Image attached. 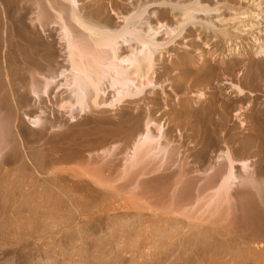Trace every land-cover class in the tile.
<instances>
[{"label":"rangeland","instance_id":"rangeland-1","mask_svg":"<svg viewBox=\"0 0 264 264\" xmlns=\"http://www.w3.org/2000/svg\"><path fill=\"white\" fill-rule=\"evenodd\" d=\"M75 1L82 18L111 27L122 26L124 16L147 4L138 23L148 20L153 26L157 18L163 23L155 34L160 43L153 47L151 75L158 86L146 85L140 96L117 108H102L70 121L59 105L71 100L65 82H69L73 71L56 23L61 13L62 21L69 24L59 8L67 9L69 3L0 0V124L7 137L4 152L0 153V264H264V202L253 194L255 191H248V199L262 211L246 213L247 217L241 218L246 217L243 223L237 216L238 200L234 196L228 197V208L201 222L192 219L190 207L195 194L200 199L205 194L202 198L207 199L225 171L226 162L218 159L223 150L235 160L236 173L237 161L247 160L254 178L264 179V53L254 52L257 43H264V0H199L210 10L198 17L208 19L213 29L189 25L168 43H161L166 27L174 26L179 17L178 12L171 11V3L192 0ZM213 6L216 10H211ZM43 12L50 15L44 27L38 23ZM222 29L228 33L226 40ZM133 46L137 45L124 44L122 54L130 53ZM228 46L236 49L229 56ZM50 79L49 96L34 99L31 89ZM230 82L244 89L245 94L235 96L233 89L229 91ZM200 92L206 96L197 100ZM112 93L110 90L108 96ZM146 109H150L154 120L152 129L158 123L164 126L167 138L160 141L175 149L174 164L164 170L166 173L146 171L143 176L135 171L139 173H128L131 179L125 175L120 181L123 155L135 138L130 134L134 122H113L123 128L112 124L116 131L107 133L111 123L88 122V117L115 120L126 117V112ZM238 109L243 112L239 114ZM36 115L43 121L42 128L28 119ZM94 130L104 135L112 133L113 137L102 146L91 145ZM78 145L85 148L81 158L75 153ZM110 145H118L119 150L106 156L101 149L109 151ZM99 164H103L100 173L96 171ZM97 173L108 179H104L103 189L107 186L111 190L116 185L114 199L104 195L94 203L85 199L87 184L94 183ZM162 173L171 181L164 205L159 206L160 210H147L154 195L141 185L148 188L146 184ZM137 180L142 195L147 192L152 198L133 195L138 191V185L136 191L134 188ZM172 180L178 184L181 180L190 189L202 185L205 192L200 193V186L199 194L191 189L193 195H177ZM170 209L186 214L191 211L190 218L170 213L178 218L177 226L172 223L158 228L159 224L152 223L155 211V216H165Z\"/></svg>","mask_w":264,"mask_h":264},{"label":"bare ground","instance_id":"bare-ground-1","mask_svg":"<svg viewBox=\"0 0 264 264\" xmlns=\"http://www.w3.org/2000/svg\"><path fill=\"white\" fill-rule=\"evenodd\" d=\"M66 1L69 3V7L67 9L64 6L59 7V8L62 10L63 16L65 14V18L67 19V21H69V24L64 23L62 21L61 15H60L61 13L58 14L56 23L59 26V38L62 40L65 46L66 60L69 64V67H70L69 69L73 71L72 74H70L71 76L69 78V82H65V84L68 86V87L66 86V88H68L67 90H69V95H70L69 97L71 100L64 101L61 103V105H59L66 111V113H68L70 121L76 118L77 115H81V114L85 115L88 113L92 115V114L97 113L96 111L101 110L102 108L103 109L104 108H112V109L117 108L119 105L123 104L126 100H131V99H134L140 96L143 93V89L146 85H150L152 88H155L158 86L156 81L154 80L153 75H151V73H153L152 66L154 64L153 56H154L155 49L153 47L160 43L156 40L155 34L160 32V28L163 27V23L158 21V18L157 20L155 19L156 23L153 26L149 23L148 20H145V22L138 23L141 20L142 15L147 10V4L143 6L138 5L139 7L137 10L133 12L131 11L126 16H124L125 21L122 26L111 27L106 22H105L106 24L104 25L100 24L101 22L99 24H96V23L93 24L92 21L89 22L90 19L87 20V18L85 19V17L82 18V14L79 13L78 9L75 6L76 1L75 0H66ZM161 2L162 4L168 3L167 1H165L167 3H164V1H161ZM55 3L53 1L52 5L56 6ZM170 7H171L170 9L172 12L173 11H175L174 13L178 12L179 17L178 18L176 17L177 19H176L174 26H171L169 28L166 27V30L164 32L166 36H165L164 41H162L161 43H168L169 41L173 40V38L181 35L182 32L189 25L202 27L204 28L203 30H209L211 28L213 29V26L208 19L206 18L201 19L198 17V14H201V13L208 14L207 12H209L208 10H210V7H208L206 4L201 3L199 0H192V1H189L183 4H180V3L172 4L171 3ZM216 8H217L216 6H213L211 10L212 9L216 10ZM43 13L44 14L41 15V18L38 19L39 20L38 23L42 27L45 26L44 25L45 22H48L50 20V15L46 12H43ZM56 23H53V24H56ZM143 24H145L144 28H143ZM221 35H222V38L226 40L228 33L225 31V29H222ZM124 44H126V46H132V44H135L137 46L136 47L133 46L130 53L122 54V48H123L122 46H124ZM134 48H135V52L133 51ZM256 48H255L256 50L254 51L255 53H258V54L264 53V43L263 44L257 43ZM234 50L236 49L230 48L228 46L227 55L229 56L230 54L234 53L235 52ZM65 80L68 81V79H65ZM134 80H137L136 81L137 83H135ZM50 83H52L51 79L49 81L43 82L42 84L38 83L34 88H32L31 94L35 97L34 99H41V97L43 96H49L48 93L50 90ZM228 84L230 88L229 91L233 89L235 96L242 97L245 94L246 91L242 89L240 86H238L237 84H234L233 82L232 83L230 82ZM110 90L113 91V93L111 94V97L108 96L110 95L109 94ZM205 96L206 95L201 92L196 94L197 100H201L205 98ZM139 110L138 111L135 110V113H132L131 111L128 113L126 112L127 114L126 117L123 116V118L122 117L117 118V119L115 118V120L111 119L112 117L111 118L110 117H100L98 119H96L95 117H88V120H89L88 122H105V123L108 122V123H111L109 124V126L110 125L112 126V124L113 125L115 124V127H121L119 125L116 126L117 124H120L118 122H134L133 125L131 124L133 127L131 126L132 129H130V134L134 135L135 138H134V141L131 143V146L128 152L123 155L124 156L123 162L121 163V166H120L121 168L120 171L122 174L119 171L120 177L117 176L119 180L124 178L125 175L128 173L131 174V172H133L132 173L133 175L135 171H140L141 173H143V176L146 173V171L148 172L151 171V173L152 172L158 173L159 171V173H161V171H164V170L167 171L166 169H168L171 165L174 164L175 149L168 148V142H166L165 144H162L163 142L160 141L161 138H167V137H164V133H163L164 126L158 123V124L153 125L154 129H152L151 127H152V124H154L153 123L154 120L152 119L150 109L149 110L146 109L145 111H139ZM241 112H243V109L242 110L238 109V113L240 114ZM28 119L30 122H32L33 126L40 127V128L43 127V125L40 123L43 121L37 115L34 116L33 118H28ZM113 122H117V124ZM111 126L107 127V129L109 128L108 130H106L108 131L107 133H109V130H111L110 132L112 133L113 131H116L115 127L114 126L111 127ZM2 127H4V125ZM3 129H1V124H0V153L4 152V146H6L5 139L7 137L4 136L5 131ZM103 129H106V128H103ZM128 131H129V128H128ZM91 132L93 134L90 140L91 145H101L102 146L103 143L105 144L106 142H109L113 137L112 133L111 135H104V134H99L95 130ZM94 133H95V136H94ZM115 133L116 132H114V134ZM127 133L129 134V132ZM163 141H165V139ZM110 146L113 148L116 145L115 146L110 145ZM111 147H109L110 148V150L108 149L109 151H107V149L104 148V149H101V152L103 154L105 153L106 156L107 155L109 156L111 155L110 153H112L111 151L119 150L117 148L118 145L114 149H111ZM84 149H85L84 145L77 146V148L75 149L77 158L83 155ZM89 157H91V154ZM116 157L117 155L115 156V158ZM232 158L233 157L229 154L227 150H223L220 153V155H218V159H221V161L226 162V169L223 173H221L210 195L208 194L209 196H206L207 199L202 198V196H204L205 194L204 195L200 194L201 199L197 197L196 194L194 196L193 195L194 190L191 191V189H195V187L190 189L191 186L189 187L185 186L183 181L180 180V184H178L179 182L172 180L175 183L173 191H175V189H178L177 195L184 194L186 196L193 192L192 195L195 198H192L193 196L191 195L192 196L191 200L192 199L193 200L192 202H190V203H193L194 201V205L190 206L192 209L191 210L192 213L189 210H188L189 212L186 214V213H183L182 210L178 211L176 209L175 210L170 209L168 211H165V213H167V215L165 216H161L160 213L159 215L157 213V215L155 216L156 214V211H155V213L153 214L154 217L153 216L151 217L152 223L154 222L157 225L159 224L158 228H160V226L164 224L171 225L172 223H176V226H177V222L179 221L178 218L168 215L170 213L174 216L182 215L185 218H190L189 216L191 213L193 214L191 215V217L194 216L192 218L193 220H199L201 222L205 220L207 217H211L210 215H212L214 212L217 213L219 210H221L224 207L228 208L227 203H228L229 196H234L238 200L236 203L237 212H238L237 216L240 217V222L242 223L247 217L246 213L248 214L250 211L252 213L253 211H256V212L260 210L262 211V209L258 206V204L255 203L254 200L248 199L249 198L248 191H251V190L253 192L255 191L253 194L256 193L257 195L256 197H258L261 200V203L263 204L264 197L262 196L264 195V179L254 178L247 160L239 161L237 159L238 160L237 164L239 165V172L236 173L235 168L233 167L235 160ZM97 166L98 168L99 167L102 168L103 164L102 165L99 164ZM95 168L98 169L97 167ZM101 168H99V170H96V171L100 173ZM103 169H102V172H103ZM179 169L181 172V169H183V167L182 168L180 167ZM110 171L111 170H109L108 173ZM99 173H97V176H98L97 179L95 178L93 179L94 183L87 184L88 194L87 195L85 194L86 196L85 199L88 202H91L103 195L107 197L108 199H112V198L114 199V197L117 196L116 194L117 189L115 188L116 191L114 190V187L116 185L112 186L111 190L106 189L107 186L105 189H103L105 186L104 179H107V178H104L102 175L99 176L100 175ZM135 173L138 174L139 172H135ZM163 173L160 175L158 174L156 179H153V181L150 180L149 182L150 185L146 184L148 188L145 187V185L143 186L141 185L143 189H147V190L149 189L148 193H151L152 195H154V198H152L153 196L151 197V194L147 195V192L144 193L145 194L144 196L142 195L144 191L140 188V185H138L139 184L138 180L136 181V185H134L135 182L133 183L134 188L135 186L138 185L137 187L138 191L141 190V192L142 191L143 192L141 193L137 191V193L135 192L134 194L133 192H130V193H132L133 195L138 194L140 195V197L150 196L152 198L151 200H149L151 202V205L150 203H147L150 205L146 207L147 210L148 208H153V207H156V208L158 207L159 209L160 205H164L165 196H166L167 190L170 188L171 181L169 180V175H164ZM128 175H126V178L128 177ZM132 175H130V177ZM111 176H112L111 177L112 179L111 178L110 179L113 180V175ZM138 176L140 177V175ZM98 178L99 179L102 178V181H99ZM106 181H108V179ZM110 184L113 185L114 183H110ZM189 185L191 184L189 183ZM193 186L195 185H192V187ZM207 186H210V185H207ZM199 187L203 189L204 186L198 185L197 189H195L196 191L195 193L199 191L198 189ZM137 188H135V191ZM236 189L239 190L240 192L239 191L237 192L241 194L238 193L239 195H237ZM203 191L204 189L200 193H203ZM238 196H239V199H238ZM180 197L178 198V200H180ZM189 199H190V196H189ZM174 200H172V203H174V205H177V207L179 208L180 207V205H178L179 203L177 204L176 201ZM186 200H184L183 203L186 202ZM197 204L199 207L200 206H203V207H200V210H199V207H197L198 209L195 207L197 206ZM184 205H187V204H184ZM194 207H195V210H194ZM142 208L146 209L145 207H142ZM184 209L185 208H183V210ZM196 209L199 210V212H197ZM243 215H246V217H244L245 218L244 220H242ZM111 222L113 223L112 220ZM116 223H117V220H116Z\"/></svg>","mask_w":264,"mask_h":264}]
</instances>
